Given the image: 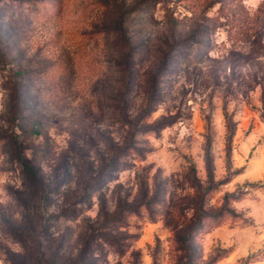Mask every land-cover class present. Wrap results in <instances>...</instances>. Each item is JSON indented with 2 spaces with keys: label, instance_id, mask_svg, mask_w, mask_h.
<instances>
[{
  "label": "rangeland",
  "instance_id": "rangeland-1",
  "mask_svg": "<svg viewBox=\"0 0 264 264\" xmlns=\"http://www.w3.org/2000/svg\"><path fill=\"white\" fill-rule=\"evenodd\" d=\"M86 236L85 264H264V0H0V264Z\"/></svg>",
  "mask_w": 264,
  "mask_h": 264
},
{
  "label": "trees",
  "instance_id": "trees-1",
  "mask_svg": "<svg viewBox=\"0 0 264 264\" xmlns=\"http://www.w3.org/2000/svg\"><path fill=\"white\" fill-rule=\"evenodd\" d=\"M120 21H122L121 15H119V22ZM23 166H24L25 169L28 168L26 166V164H24ZM102 212L103 211L101 209V212H99V215H100V213L102 215ZM101 218H103V221H105V223L108 222V218H107L106 214H103V216H101ZM97 220H98V218H97ZM85 238L86 239L83 240L82 247L79 249V252H78L76 260H75V262L77 264H85L86 260L91 256V252H92V248L91 247H92L93 238H90V236L88 238L86 236Z\"/></svg>",
  "mask_w": 264,
  "mask_h": 264
}]
</instances>
